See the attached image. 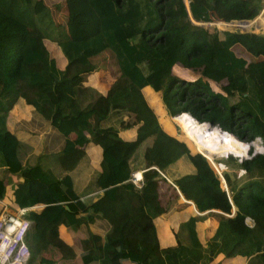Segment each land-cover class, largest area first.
Instances as JSON below:
<instances>
[{"label":"trees","instance_id":"16d2710c","mask_svg":"<svg viewBox=\"0 0 264 264\" xmlns=\"http://www.w3.org/2000/svg\"><path fill=\"white\" fill-rule=\"evenodd\" d=\"M63 5L65 20L57 23L44 0H0V166L5 165V120L18 98L64 136L60 151L51 155L58 173L40 162L16 172L21 178L16 190L24 197L19 206L44 204L38 213H23L30 221L24 235L28 264L49 244L63 257L75 255L56 227L73 223L76 202L110 225L103 239L91 235L83 241L87 252L82 262L203 264V248L207 261L212 253L264 264V33L238 30L264 28L262 0L188 1L194 20L210 21L213 12V23H230L217 24L227 30L192 25L182 0H63ZM261 7L253 20L225 21L251 19ZM47 44L65 60L62 68ZM105 49L112 52L118 75L108 77V90L101 93L84 85L82 74L94 69L91 57ZM211 82L219 83L220 90ZM146 86L158 95L162 111L155 112L144 99ZM120 110L143 120L133 140L117 135ZM167 117L176 118L183 138L175 135ZM255 137L262 152L237 162L232 155L245 154L233 143ZM87 142L102 148L101 169L91 180L99 192L79 199L68 171L84 155ZM204 155L227 157L236 166V178L239 168L250 177L233 184L236 178L223 172L227 196ZM135 169L142 170L140 186L130 181ZM3 189L0 180V197ZM179 195L198 212L219 211L204 246L196 231L203 216L194 214L178 223L174 245H158L153 219L173 201L188 204ZM138 210L146 215L143 222Z\"/></svg>","mask_w":264,"mask_h":264},{"label":"crops","instance_id":"0c3cea01","mask_svg":"<svg viewBox=\"0 0 264 264\" xmlns=\"http://www.w3.org/2000/svg\"><path fill=\"white\" fill-rule=\"evenodd\" d=\"M47 47L54 48L51 44H47ZM51 54L58 66L62 68L65 60L60 53L54 48ZM91 60L95 64L94 69L82 74V82L84 85L96 88L101 93H106L108 90L106 84L110 81L108 77L110 75H118L114 56L110 50L105 49L91 57ZM178 74H180L179 71ZM211 85L214 90H220L219 83L211 82ZM141 93L146 102L155 109V112L157 110L162 111L160 99L155 92L146 86L141 89ZM116 114L123 116L117 135L125 141L135 139L136 129L142 120L141 117L129 110H120ZM5 127L6 134L2 145L5 165L0 166V180L4 189L0 197V209L2 205H6L15 210L22 208L24 210L22 215L27 210L38 213L42 210L44 204L36 203L27 207L19 206L20 203H23L24 197L23 193L16 190V185L21 182V178L18 177L16 172L25 165L32 166L40 162L43 167L50 168L55 173H58L59 168L51 155L60 151L63 146L64 136L21 98H18L10 108L5 120ZM81 149L84 155L68 171V174L71 177L73 188L78 194V198L89 199L95 197L96 193L99 192L91 183V180L95 172L101 169L102 148L95 143L87 142ZM138 170L141 169H135L133 172ZM179 197V201L187 202L188 204H180L173 201L172 205H166L164 211L153 219L158 245L160 247L174 245L173 231L178 223L185 220L189 215L194 214L203 216L196 224V231L199 242L204 246L214 231L217 223L216 214L219 211L198 212L191 201L184 200L182 195H179ZM79 204L76 202V214L73 223H61L56 227L58 237L73 248L75 255L63 257L57 249L49 244L36 252L34 259L29 264H98L96 261L82 262L81 255L87 252V248L83 246V241H86L91 235H97L100 239H103L110 225L101 215L92 212L86 207L81 208ZM234 210V206H231V214L234 213ZM135 214L140 216L141 222L146 218V215L141 210H138ZM199 252L201 262L204 264L207 261V252L203 248ZM209 256L211 259L205 264H246L247 260V257L241 256L228 258L223 257L222 254L213 255L212 253H209ZM118 263L135 264L127 259Z\"/></svg>","mask_w":264,"mask_h":264},{"label":"built area","instance_id":"2783aa9c","mask_svg":"<svg viewBox=\"0 0 264 264\" xmlns=\"http://www.w3.org/2000/svg\"><path fill=\"white\" fill-rule=\"evenodd\" d=\"M217 128L220 129L218 126ZM249 142H255L258 147L254 154L262 152L259 138L255 137ZM207 160L214 167L213 159ZM237 162H240V159H237ZM141 172L142 170H138L131 173L130 181L136 186H140ZM224 191L228 196V189ZM23 211L22 208L15 210L6 205H2L0 209V264H28L29 251L24 235L30 226V221L23 217Z\"/></svg>","mask_w":264,"mask_h":264},{"label":"rangeland","instance_id":"374dc122","mask_svg":"<svg viewBox=\"0 0 264 264\" xmlns=\"http://www.w3.org/2000/svg\"><path fill=\"white\" fill-rule=\"evenodd\" d=\"M45 2H46V4L48 5V9H49V11H50V15H51V18L54 20V22H57V23H64V20H65V10H64V5H63V0H44ZM262 6L264 7V0H262ZM263 7H261L259 10H258V12L256 13V15L253 17V18H251V19H248V20H253V19H255L258 15H259V13H260V11H261V9L263 8ZM210 15H211V20L210 21H207L206 22V24H204L203 26L204 27H212V28H216V29H218V30H227L228 28L226 27V28H221V27H219L217 24H215V23H213V21H214V18H216V15L213 13V12H210ZM51 19V20H52ZM188 19V18H187ZM218 19H223V18H219L218 17ZM53 20H52V22H53ZM224 20V19H223ZM192 25H197V26H200V25H198V24H196L195 22H191L190 20H188ZM225 21H230V20H225ZM53 22V23H54ZM181 26H182V28L183 29H186L187 27H188V23L185 21V20H183L181 23ZM235 29H237V28H234L233 30H235ZM239 31H240V29H238ZM247 32H254V33H264V28H259V29H255L254 28V26L253 27H251L250 29H248V30H246ZM235 53H237V54H242V52L238 49V48H235ZM150 106V105H149ZM155 110V109H154ZM179 117V116H178ZM177 117V118H178ZM189 117V116H188ZM167 120L169 121V124H170V126L172 127V129H173V132L175 133V135L177 136V137H179V138H183L182 137V135H183V133H182V131L180 130V128L176 125V118H175V122L176 123H174V121L172 120V117H167ZM143 123V120H141V123L140 124H142ZM143 127V126H142ZM231 144V143H230ZM238 144V147L239 148H242L240 145H239V143H237ZM254 144H255V142H254ZM189 148V147H188ZM189 150L191 151H196V150H193V149H190L189 148ZM200 153V152H199ZM203 153V152H202ZM201 153V154H202ZM203 155V154H202ZM205 156V155H204ZM233 156V155H232ZM234 157V156H233ZM211 158H213V164H214V167H213V165L210 163V165H211V167H212V169H213V171H215V176L218 178L217 180H218V182H219V184H220V186H221V189H228L227 187L225 188V186H224V184H222L221 183V181H222V179H223V177H222V173L223 172H226V173H228L229 174V176H231L232 177V179L234 180L235 178H236V174H235V168H236V166L235 165H233V164H231V161L232 160H226L227 159V157H225V158H221V157H218L217 155H214V156H212ZM235 158V157H234ZM206 159H208L207 157H206ZM235 160L237 161V159L235 158ZM209 161V160H208ZM210 162V161H209ZM229 162V163H228ZM218 164H220L221 166H219ZM183 164L182 163H180V165L178 166L179 167V169L181 170V169H183ZM256 176V175H255ZM250 176H248V174L243 170V169H241V168H239V173H238V176H237V178H236V180L233 182V184L235 183V184H237V183H240V182H242V181H244V180H246L247 178H249ZM260 178H261V176H259ZM206 183H207V185L210 187V184H211V179H206ZM246 222L247 223H250V221H249V219L248 218H246Z\"/></svg>","mask_w":264,"mask_h":264},{"label":"bare ground","instance_id":"6f19581e","mask_svg":"<svg viewBox=\"0 0 264 264\" xmlns=\"http://www.w3.org/2000/svg\"><path fill=\"white\" fill-rule=\"evenodd\" d=\"M264 11V10H263ZM259 16V15H258ZM257 16V17H258ZM193 21L195 22V23H197V22H200V21H196V20H194L193 19ZM216 24H230V23H216ZM172 120L174 121V123H176L175 122V117H172ZM191 120L193 121V122H195L194 121V119H192L191 118ZM195 124H196V122H195ZM197 125V124H196ZM198 127V126H197ZM199 129V128H198ZM202 133V132H201ZM203 134V133H202ZM230 137H232V136H230ZM233 138V137H232ZM204 140H205V138H204ZM218 142V141H217ZM234 145H236V146H238V144L237 143H233ZM239 145L242 147V148H240L243 152H244V156H236V155H233L236 159H240V160H242V159H244V158H247L248 156H251V155H254V153L256 152V150L258 149V147L254 144V142H248V143H239ZM243 148H245V150H246V152L244 151V149ZM230 155H232V154H230ZM221 158H223V157H221ZM223 184H224V186H225V188H226V183H225V181H224V179H222V181H221Z\"/></svg>","mask_w":264,"mask_h":264},{"label":"water","instance_id":"95a60500","mask_svg":"<svg viewBox=\"0 0 264 264\" xmlns=\"http://www.w3.org/2000/svg\"><path fill=\"white\" fill-rule=\"evenodd\" d=\"M183 1V3H184V6H185V10H186V13H187V18L193 23L194 21H193V18L191 17V14H190V11H189V8H188V1L189 0H182ZM230 21H237L238 23H244V22H246V21H248V19H238V20H230ZM196 24H198V25H200V26H203L204 24H206V22H197ZM241 32H247V31H245V30H240ZM191 117V116H190ZM192 118V117H191ZM192 119H194V118H192ZM195 120V119H194ZM195 121H197V120H195ZM205 123H207L209 126H214V125H212L211 123H209V122H205Z\"/></svg>","mask_w":264,"mask_h":264}]
</instances>
